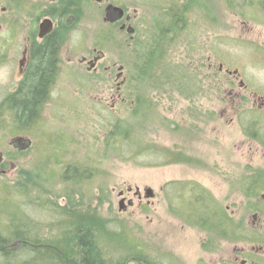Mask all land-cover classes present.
Wrapping results in <instances>:
<instances>
[{"label":"rangeland","instance_id":"374dc122","mask_svg":"<svg viewBox=\"0 0 264 264\" xmlns=\"http://www.w3.org/2000/svg\"><path fill=\"white\" fill-rule=\"evenodd\" d=\"M113 1L123 3L132 16L136 14L139 33L135 38L142 39L138 42L140 49L156 32L157 22H169L167 12L183 5L189 9L172 55L190 67L199 89L192 98L172 91L154 100L160 122L141 124L142 132L147 133V145L183 152L187 161L153 167L146 164L158 159L144 157L143 163L136 164L101 156L111 124L118 118H128L133 105L128 90L134 89L122 83L130 74L131 49H126L117 31L108 38L104 7L89 4L82 10L75 34L80 53L72 60H62L53 76L51 101L45 103L40 118L27 131L32 146L16 159L15 171L7 169L6 178H14L21 168L30 178L19 179L27 185L23 197L18 194V188L22 189L19 183L7 196L0 191V227L9 221L3 212L12 211L10 218L26 220L27 215L30 223L43 226L50 237L63 221L59 208L75 207L97 213L110 222V231L121 234L122 238L116 239L130 243L127 249L101 237L105 257L123 264H218L219 259L220 264H242L244 259L249 264H264V108L254 103L264 95V0ZM94 46L106 52L96 75L81 64L83 56L91 57ZM227 69L240 70L247 88L233 91L232 85L238 87L239 82L226 77ZM120 72H124L122 78H118ZM8 79L9 66L0 65V119L7 118L6 122L1 120V128L8 127L10 117L2 98L11 87ZM237 92L250 99L238 108L239 112L232 102ZM19 126L16 130L24 131V126ZM73 163L96 166L93 180L80 186L64 183L66 167ZM31 175L35 180L43 176L46 185H35ZM249 177L259 180L261 186L252 198L244 188ZM173 182L201 184L223 205L233 222L261 241L241 236L236 241L223 240L220 250L211 242H206L208 248L202 246L203 231L186 224L172 211L177 196L187 192L182 184L170 192L168 184ZM148 190H152V197H147ZM67 192L75 194L68 196ZM249 208L255 211L249 212ZM138 248L141 251L136 255L142 259H130Z\"/></svg>","mask_w":264,"mask_h":264},{"label":"trees","instance_id":"16d2710c","mask_svg":"<svg viewBox=\"0 0 264 264\" xmlns=\"http://www.w3.org/2000/svg\"><path fill=\"white\" fill-rule=\"evenodd\" d=\"M188 11V7L183 5L175 12L173 10L167 12L169 22H157L156 32L152 31L151 36L144 40L141 49L138 47V42L142 40L140 37L131 41L126 48L130 47L131 49V61L128 60L130 74L127 76L128 81L125 87L129 85L134 89V92L128 90L129 94L127 93L128 99L130 97L133 105L129 117L118 118L106 132V150L101 155L106 159L117 157L136 164L143 163L141 159L144 157L158 159V162L151 160L146 164L153 167L187 161L183 152L147 145L145 143L147 133L142 132L141 124L142 122H160L161 115L154 100H158L164 94H170L172 91L192 98L199 89L195 75L188 70L190 67L184 66L172 55L178 43L180 24L187 22ZM54 60V58L48 57L34 59L33 75L28 92L29 100L23 95L22 100L13 107L18 126H25L28 118L33 125L40 118L42 108L47 101L45 98L50 96V79L51 76H54ZM149 91L155 94L151 95ZM95 167L81 163L67 165L64 183L72 182L74 185L80 186L87 181H92L95 177ZM29 178L27 170L21 168L18 180L26 181ZM40 180L32 178L35 185L39 186L40 183L46 185V179L43 176H40ZM18 183V187L22 188H18L20 197L27 195V185H23L20 181ZM180 184L186 187L187 192L183 195L185 198H182L181 194V199L177 196V206H173L172 211L178 213L184 221L189 222L192 226L208 229L211 234L218 235L220 227V242L225 239L235 240L241 236H245L252 242L261 241L260 237L254 238L253 235H250V231L245 232L242 224L240 226L233 222L223 205L201 184L173 182L168 184L169 191L179 189ZM259 186V180H252L249 177L244 183L246 195L254 197L259 192ZM67 193L68 196L75 194ZM75 206L78 207V204ZM257 209L259 210V207ZM248 211L255 210L249 208ZM59 216L63 221L54 227L55 232L50 237H47L43 232V226L30 223L27 215L24 216L26 220H22L18 216L9 219L4 226L6 229L3 232L0 230V243H8L11 237L18 242V245L15 250L0 249V258L3 264H123L120 261L106 258L100 248L101 237L110 242L116 241L117 245H122L124 248H130L129 242L116 239L117 236L121 238L122 236L110 231V222L95 212L75 207L59 208ZM252 229L254 230V228ZM261 242H264V239ZM60 243L64 248L59 251ZM140 251L139 248L136 249L135 255L133 254L130 259L137 257L138 260H141V256L136 255ZM145 259L147 260V258Z\"/></svg>","mask_w":264,"mask_h":264},{"label":"flooded vegetation","instance_id":"af4514ba","mask_svg":"<svg viewBox=\"0 0 264 264\" xmlns=\"http://www.w3.org/2000/svg\"><path fill=\"white\" fill-rule=\"evenodd\" d=\"M96 3L101 9L104 7L103 21L104 28L108 31V38L110 39L112 37V32L117 31V33L121 34L127 48L130 42L133 41L139 33L136 26L137 16L136 14L133 16L129 14L128 8L118 1L0 0V65L9 66L8 87L11 86L7 89L6 93L4 92V95L2 94L3 102L8 106L7 112L10 113L8 127H0V191L3 195L7 196L13 192L16 188V183L19 182L18 174L16 173L14 178H6L7 169L11 171L17 169L16 159L25 152L24 150L18 149L14 145V141L18 137L30 138L26 135L27 131L31 128L30 119H27L23 129L24 131L21 129L16 130L18 120L13 107L22 100L23 95L29 100L28 92L33 75L34 59L41 57L54 58L53 75L60 70L63 59H74L80 53L81 49L79 43H77L75 34L81 22L82 10L89 4L94 5ZM103 4H105V6H103ZM109 6L123 9L125 12L124 17L114 23L107 22L105 20L106 9ZM130 29L132 31L131 33L129 32ZM105 57L106 52L94 46L91 57L87 58L83 56L81 64L89 67L90 74L96 75L101 71L103 66L102 61ZM124 67L125 65H123V68ZM223 70L224 66H221L220 71ZM226 71V77H234L239 82L238 87L236 84L232 83V86H234L232 88L233 91H236V89L240 91L247 88L246 83L241 79L240 70L231 71L227 69ZM123 73L124 72H120L118 78H122ZM53 79L54 77L51 76V92L54 82ZM126 81L127 76L123 78L122 83L125 84ZM234 97V101H232L233 106L238 112V108L241 105H247L250 100L242 97V93L239 92H237L236 95L234 93ZM45 99L47 100H45L46 102L51 101L48 97ZM257 101L258 102L254 101V103H258L260 108H264V95H261ZM1 120L6 122L7 118L0 119V123ZM9 138H11V140H9ZM8 164H10L9 167L7 166ZM148 194L150 193L148 192ZM136 195L140 200L143 199L139 190H137ZM4 198L6 197H2L3 200ZM0 211H2V207ZM6 214L7 213H5V216ZM184 222L192 226L189 222ZM192 227L199 228L203 231L205 239L202 242V246L208 248L206 244L211 242L210 244L213 245V247H218L220 250V227L218 235L211 234L208 229H203L198 226ZM5 229L6 227H0L2 232ZM16 247L17 244L15 239L11 237L8 243H0V249L15 250ZM63 248V244L60 243L58 245V250H63ZM218 264H220V259ZM242 264H249V261L244 259ZM252 264H255V262Z\"/></svg>","mask_w":264,"mask_h":264},{"label":"water","instance_id":"95a60500","mask_svg":"<svg viewBox=\"0 0 264 264\" xmlns=\"http://www.w3.org/2000/svg\"><path fill=\"white\" fill-rule=\"evenodd\" d=\"M124 10L118 7H114V6H109L106 9V18L105 20L107 22L110 23H114L116 21H119L120 19H122L124 17ZM129 32L131 33V29L129 30ZM33 144L32 140L30 138H23V137H18L17 139H15L14 141V145L20 149V150H27L29 147H31ZM148 192L150 194H148L147 197H152V190H148ZM132 204V202L130 203V205Z\"/></svg>","mask_w":264,"mask_h":264},{"label":"bare ground","instance_id":"6f19581e","mask_svg":"<svg viewBox=\"0 0 264 264\" xmlns=\"http://www.w3.org/2000/svg\"><path fill=\"white\" fill-rule=\"evenodd\" d=\"M3 213H7L6 215H8L9 216V219H11L10 217H11V213H13L12 211L11 212H3ZM5 216V215H4ZM4 227V226H3Z\"/></svg>","mask_w":264,"mask_h":264}]
</instances>
